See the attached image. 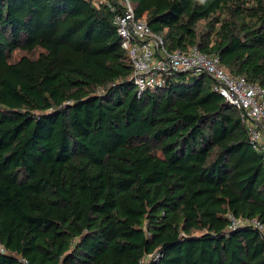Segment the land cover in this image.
I'll list each match as a JSON object with an SVG mask.
<instances>
[{
  "label": "trees",
  "instance_id": "trees-1",
  "mask_svg": "<svg viewBox=\"0 0 264 264\" xmlns=\"http://www.w3.org/2000/svg\"><path fill=\"white\" fill-rule=\"evenodd\" d=\"M127 1L168 52L264 89V0ZM125 11L0 0V264H264L246 125L204 72L138 94Z\"/></svg>",
  "mask_w": 264,
  "mask_h": 264
},
{
  "label": "built area",
  "instance_id": "built-area-1",
  "mask_svg": "<svg viewBox=\"0 0 264 264\" xmlns=\"http://www.w3.org/2000/svg\"><path fill=\"white\" fill-rule=\"evenodd\" d=\"M105 1V0H102ZM125 13L116 16L114 23L132 66L131 81L138 94L161 86L168 76L178 72L206 73L213 81L212 91L239 113L246 125L250 148L264 159V89L251 84L242 76L231 75L214 54L200 53L192 47L187 53L168 52L161 38L152 33L146 23L134 18L127 0H117ZM231 226H262L256 220L230 219Z\"/></svg>",
  "mask_w": 264,
  "mask_h": 264
},
{
  "label": "rangeland",
  "instance_id": "rangeland-1",
  "mask_svg": "<svg viewBox=\"0 0 264 264\" xmlns=\"http://www.w3.org/2000/svg\"><path fill=\"white\" fill-rule=\"evenodd\" d=\"M93 1V3H95L96 5H98V3H100V2H103L102 0H92Z\"/></svg>",
  "mask_w": 264,
  "mask_h": 264
}]
</instances>
